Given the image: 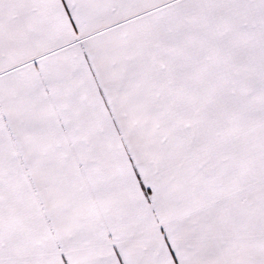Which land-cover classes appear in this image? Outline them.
Masks as SVG:
<instances>
[{
    "label": "snow or ice",
    "instance_id": "6c2138e0",
    "mask_svg": "<svg viewBox=\"0 0 264 264\" xmlns=\"http://www.w3.org/2000/svg\"><path fill=\"white\" fill-rule=\"evenodd\" d=\"M0 264H264V0H0Z\"/></svg>",
    "mask_w": 264,
    "mask_h": 264
}]
</instances>
